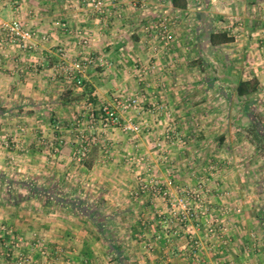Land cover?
I'll list each match as a JSON object with an SVG mask.
<instances>
[{"label": "crops", "instance_id": "0c3cea01", "mask_svg": "<svg viewBox=\"0 0 264 264\" xmlns=\"http://www.w3.org/2000/svg\"><path fill=\"white\" fill-rule=\"evenodd\" d=\"M173 2L147 0L137 6L134 0H107L106 14L101 15L90 0H0L1 19L21 21L36 34L33 47L23 50L10 44L0 27V171L23 177L49 174L73 182L76 140L71 141L69 130L41 122L67 119L75 111H81L85 122L97 120L101 108L111 105L124 121H134L144 130L130 141L121 128L102 132L94 121L97 129L86 132L98 135L97 158L83 167L88 173L81 183L93 182L103 189L108 206L104 213L111 211L112 226L129 232L121 245L130 263L264 264V180L260 173H247L252 166L242 153L249 149L256 151L255 157L259 154L248 131L250 111L264 117V0H180L178 6ZM165 18L173 25L169 45L157 30ZM215 30L228 31L235 41L214 47L210 36ZM87 57L96 63L80 88L65 68ZM255 79L259 93L251 97L250 110V99L238 97L236 88L240 81ZM130 97L139 98L140 111L125 112L117 106ZM29 120H36L32 128L23 122ZM174 121L180 134L191 138L193 150L202 154L193 160L195 168L202 169L190 173V154L166 142L164 149L175 151L178 161L186 163L174 176L180 191L172 192L184 196V189L207 180L209 214L222 216L226 244L209 235L204 224L168 223L167 202L152 191L140 192L157 177L148 170L161 168L154 151H162L156 145ZM142 155L146 161L135 165L132 157ZM249 162L264 165L258 159ZM213 163L218 165L216 175L207 167ZM159 178L168 180L166 175ZM139 215L142 218L135 222ZM133 236L140 239L134 242ZM191 237L203 244L198 260ZM16 238L22 240L20 247L10 248ZM28 255L32 264H119L87 217L41 201L0 206V264H19L20 256Z\"/></svg>", "mask_w": 264, "mask_h": 264}, {"label": "built area", "instance_id": "2783aa9c", "mask_svg": "<svg viewBox=\"0 0 264 264\" xmlns=\"http://www.w3.org/2000/svg\"><path fill=\"white\" fill-rule=\"evenodd\" d=\"M8 1V0H4ZM135 5H146L147 0H134ZM91 5L94 10L98 14H106L107 0H90ZM0 27L4 30L7 40L10 44L18 45L23 50L31 49L32 42L35 39L36 34L29 28L25 26L21 21H4L0 18ZM65 27V25H64ZM158 34L166 45H169L172 41V31L171 25L168 22V19H161L159 24L157 25ZM48 40V38H46ZM60 55L65 60V50L60 48ZM95 60L91 57H87L85 59H78L72 62L69 66H67L66 72L69 75V80L74 81L78 86L83 84V78H85V74L87 71L94 65ZM100 65H104V62L100 60ZM117 106L122 108L125 112H134L140 111L142 104L137 97L123 98L117 102ZM100 123L101 129L104 131L111 130L113 128L121 127L125 133L128 134H141L144 130L142 125L134 121H123L119 111L111 105H104L101 108L100 117L95 120ZM1 133V130H0ZM164 139L170 142H175L181 140L179 132L173 127L169 128L168 131L164 134ZM2 140V136L0 135V143ZM92 141V140H91ZM91 141H87L86 145H91ZM93 142V141H92ZM82 146L79 150L78 158L81 160L83 156H85L88 152V146ZM144 161L143 159L140 161ZM207 180H203L196 188H186L183 190L184 196H175L172 192L173 189L180 188L177 186L176 182L173 178H168V180L164 183L157 180V177H154L153 180L149 183L143 184L141 190L147 191L151 190L154 192V195L157 197H161L164 200L168 201V205L171 210V218L176 221L180 226L187 227L191 225L193 222L197 224V226H202L204 224L205 228L208 230L209 235L213 237L216 236L223 244H226L227 241V228L223 227V222L220 218L222 217H210L209 208L207 206V198L206 192L209 191ZM182 191V190H181ZM203 219L206 224L203 223ZM221 227V229H220ZM3 232H5L8 236L9 231L7 228L2 227ZM20 238L12 239L9 247L19 248L21 244ZM189 242L193 244L194 251L193 257L195 259L201 258V250L203 248V244L196 238H189ZM6 255L10 256L11 252L7 249L5 252ZM19 264H32L33 257L31 256H20ZM162 264H174L170 260H165ZM204 264H216L214 261H207ZM230 264H236L231 262Z\"/></svg>", "mask_w": 264, "mask_h": 264}, {"label": "trees", "instance_id": "16d2710c", "mask_svg": "<svg viewBox=\"0 0 264 264\" xmlns=\"http://www.w3.org/2000/svg\"><path fill=\"white\" fill-rule=\"evenodd\" d=\"M180 0H174L178 6ZM186 8V7H185ZM235 39L228 31L215 30L210 36L211 44L216 47L233 43ZM259 93V82L240 81L236 88V94L241 98H249V108L254 104L253 98ZM255 98V97H254ZM253 120L249 126V137L258 153L264 155V123L254 115V110L249 112ZM84 192L75 186L69 185L56 177H31L18 179L6 172L0 171V200L1 205L20 206L26 202L41 201L45 206H54L68 210L72 215L87 217L98 229L104 240L110 247L112 254L119 264H133L115 239L107 237L109 225H115L114 214L104 213L107 202L104 197L83 196ZM103 219V220H101Z\"/></svg>", "mask_w": 264, "mask_h": 264}, {"label": "rangeland", "instance_id": "374dc122", "mask_svg": "<svg viewBox=\"0 0 264 264\" xmlns=\"http://www.w3.org/2000/svg\"><path fill=\"white\" fill-rule=\"evenodd\" d=\"M165 14L170 15V13H165ZM171 30H173V25L171 26ZM79 87L80 88L84 87V81H83V84L81 86H79ZM105 105H108V104H105ZM81 107H86V105L85 106H81ZM87 108H88V106H87ZM90 109H91V107H90ZM84 110L85 109H83V111ZM78 112H81V111H77V112L75 111L72 115H70L71 117L68 116L70 114L69 113L67 115L68 116L67 119H61V118H59V119H46V120L44 119V120H42L41 125H48V126H50V128L52 127L54 129H57L58 131L59 130L67 129V130H69L71 132V135H70L71 141L72 140L73 141L76 140V142L73 143V145L75 146V147H73L74 148L73 149V160L76 161V163H74L75 165H74L73 171H75L74 176H76V177L74 179L75 182L73 180V182H71V183L75 184V187L80 188L84 192V196H92V197L97 198V197H101L102 196L103 189H101V187L95 185L93 182H92L93 185H88V183H81L83 181H86V179L84 178V175L88 173L87 171H85V169H83V167L84 166L86 167V165H88L90 163V161H92L93 159L97 158V154L94 153V149L96 148L95 145L97 144V142L99 140L98 139V135L96 133L93 134V133H91V131L89 133H87L86 132V128L93 127L94 129L95 128L97 129V127H98V129H100L102 132H106V131H104L103 129H101L99 122H98V126L96 127L94 125L95 122H96L94 119H92V120L89 119L87 122H85L86 119H83V117L80 116ZM91 112H92V110H91ZM134 112H137V110L134 111ZM263 112H264V110H263ZM224 113H225V111H222L220 113V115L222 116V115H224ZM120 116H121V114H120ZM260 119H261V121L264 122V117H260ZM91 121L92 122L95 121V122L94 123H91ZM23 122H25V124H27V126L29 128H32L36 124L35 123L36 120H29V121H23ZM171 127H173L174 129L177 130V132H179V126H178V122L177 121H174V123H172L171 126L168 127V128H171ZM117 128H121V127H117ZM0 130H2L1 127H0ZM1 134L3 135L2 131H1L0 135ZM179 134H180V132H179ZM134 135L135 136H139L137 134H130V135H127V138L128 139L131 138L130 139V141H131L132 139H134ZM123 137H125V136H123ZM180 138H181V140L170 143L171 144L170 146L175 145V146L178 147L179 150L182 149L183 151L188 152L190 154L189 156H191L190 158H191V161H192L193 164L189 165V168L188 169H190L189 172L191 173L192 171H196L197 168L199 167L198 166V167L195 168V166H194L195 158H199V159L202 158V154L193 150V148L191 147L192 146V143L190 142V140H191L190 137H188L187 135L185 136L184 134L181 133L180 134ZM87 141H91V145H86L88 143ZM166 142H169V141L168 140H165L164 137H163L162 140L159 142L160 145H156V146H159L162 151H158V150H155L154 151L156 153V155H157V158L156 159H157L158 163L160 164V167L161 168H158L157 167L158 168L157 171L154 170V169H151V170L149 169L148 170V171H150V173H149L150 176L151 175H154V176H157L158 177L157 178L158 181L160 179L159 177L164 176V175H166L168 178H173L174 179V176L176 174H178L177 171H176L177 167H179L181 163H182V165H185L186 164L184 158H183L184 160H179L178 161V157H177L175 151L171 152L168 149V147L164 149V147L167 145ZM242 142H243V139H242ZM85 145L88 146V148H89L88 149V152H87V154L85 156H83L81 158V160H79V158H78L79 150L82 148V146H85ZM186 147H187V149H186ZM183 148H185V150ZM255 152L256 151L249 150V149L242 150V153L244 154L243 156L247 157V159H246L247 160V164L249 166H252L251 169L248 167L249 169H248V172L247 173L250 172V174L253 175V176L256 173H258V174L260 173L262 175L263 180H264V176H263L264 175V165H260L259 166V164H256L255 165V164L249 162L251 159H258V160H260L262 162L261 164H264V155L262 153H259L255 157ZM123 153H124V151H123ZM179 153H184V152L179 151ZM89 156H90V158H89ZM187 156H188V154H187ZM136 158L137 157H132V160H136V163L137 164L134 163L135 165L141 164L139 162L142 159L144 161H146V159H147V158H145L144 155L138 156L137 159ZM144 161H142V163H144ZM187 163H188V161H187ZM134 164H132V165L129 164V166L132 168ZM211 165H213V166H211ZM237 165H238V163H237ZM76 167H78V168H76ZM207 167H208L209 173L211 175H216V173L218 172V165H216L214 163L213 164H209ZM81 169H83V170H81ZM188 169H186L187 172H188ZM198 169H202L201 166ZM138 171H140V169ZM243 171H245V170H243ZM8 174H10L11 176H14V177H16L18 179H25V178H31L32 177V176L23 177L21 175H17V174H14V173H8ZM93 175H95V173H93ZM48 176H51V175H49V174H47L45 176L44 175H41L40 177L43 178V177H48ZM160 180H162V179H160ZM71 183H69V184L71 185ZM147 183H149V182H147ZM162 183H164V182H162ZM208 189H209V187H208ZM173 190L179 191L178 189H173ZM147 191L150 192L151 190H147ZM147 191H144L143 192L141 190V188H140V192L143 193V194L144 193H147ZM165 202H167V204H168V201L167 200H165ZM27 203L29 204L30 202H27ZM0 206H2L1 205V200H0ZM51 207H54V206H51ZM54 208H57V207H54ZM108 214H112L111 211H108ZM168 216H169V218L167 220L168 223H169L170 220H172L174 224H177L176 221L171 218V216H172L171 215V210L169 211V215ZM210 217L212 218L211 215H210ZM139 218H142V216H140V215H139V217L137 216V218L135 219V222H137V220L139 221ZM101 220H103V219H101ZM116 220H117V218H116ZM142 220H144V218ZM115 226H112V224L108 226L107 231H106L107 237L112 238V239H115L117 241V243L119 245H121L123 239H126V237L128 236L129 232L128 231H122L120 228H116ZM137 234L138 235L139 234L141 235V231H137ZM138 238L140 239V237H138V236L137 237L136 236H133V238H130V239L133 240L134 242H136Z\"/></svg>", "mask_w": 264, "mask_h": 264}]
</instances>
